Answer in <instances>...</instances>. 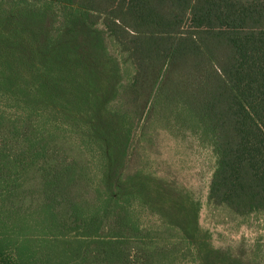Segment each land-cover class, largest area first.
I'll list each match as a JSON object with an SVG mask.
<instances>
[{
  "label": "trees",
  "instance_id": "16d2710c",
  "mask_svg": "<svg viewBox=\"0 0 264 264\" xmlns=\"http://www.w3.org/2000/svg\"><path fill=\"white\" fill-rule=\"evenodd\" d=\"M158 129L211 148L208 206L264 211V0H0V264H216L134 217Z\"/></svg>",
  "mask_w": 264,
  "mask_h": 264
},
{
  "label": "rangeland",
  "instance_id": "374dc122",
  "mask_svg": "<svg viewBox=\"0 0 264 264\" xmlns=\"http://www.w3.org/2000/svg\"><path fill=\"white\" fill-rule=\"evenodd\" d=\"M138 150L142 166L150 170V185L145 183V192L151 194L150 205L137 206L134 211L142 227L159 228L162 222L152 209L164 210L177 214L170 222L175 228L191 226L186 237L194 242L197 256L198 252L203 256L210 251V260L216 264L236 260L264 264V211L237 217L225 208L208 206L215 158L207 143H199L189 132L158 129L151 143L140 145ZM196 246L200 247L197 251ZM213 251L220 253L216 259ZM180 264L190 262L182 260Z\"/></svg>",
  "mask_w": 264,
  "mask_h": 264
}]
</instances>
